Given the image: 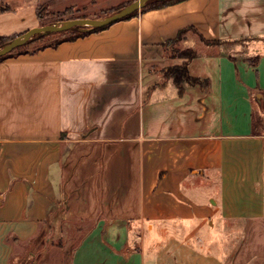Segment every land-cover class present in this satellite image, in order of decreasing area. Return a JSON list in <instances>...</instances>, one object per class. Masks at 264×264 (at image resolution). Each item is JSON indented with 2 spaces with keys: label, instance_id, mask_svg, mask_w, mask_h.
Segmentation results:
<instances>
[{
  "label": "crops",
  "instance_id": "crops-1",
  "mask_svg": "<svg viewBox=\"0 0 264 264\" xmlns=\"http://www.w3.org/2000/svg\"><path fill=\"white\" fill-rule=\"evenodd\" d=\"M131 1L0 0V35L53 22H43L45 13L71 8L64 18L99 17ZM186 28L194 37L183 42L196 52L187 71L207 82L180 92L163 68L183 58L165 42ZM75 158L83 182L76 199L66 197L73 175H65ZM189 174L216 178L217 195L186 201L179 183ZM157 182L172 192L150 193ZM65 199L83 205L79 217L97 219L73 264H146L142 251L116 240L131 218L150 220L152 264H213L202 251L188 252L194 223L264 217V0L139 9L1 60L0 264H10L13 243L33 239Z\"/></svg>",
  "mask_w": 264,
  "mask_h": 264
},
{
  "label": "rangeland",
  "instance_id": "rangeland-1",
  "mask_svg": "<svg viewBox=\"0 0 264 264\" xmlns=\"http://www.w3.org/2000/svg\"><path fill=\"white\" fill-rule=\"evenodd\" d=\"M48 15L45 13L43 20H50L54 16ZM10 16H13V12ZM15 20L16 18L11 17L7 21L14 22ZM63 20H66V18ZM80 29L83 30V28ZM187 35L188 37H194L193 33L185 32L182 37L171 46H168V53L172 54L175 50H190L183 42ZM51 38L47 36L43 40L47 41ZM39 44L41 42H36L31 44L30 47ZM175 60L177 59L175 58ZM72 165L70 170L66 168L65 175L71 172L73 176L69 180L68 193L67 191L65 193H67L66 197L76 199L82 194L83 182L79 174V160L77 161L75 158ZM158 175L162 176L163 171H160ZM187 176L179 183V191L181 193L179 195L189 203L192 202L191 204L194 205L206 204L210 195H217L218 183L216 178H213L210 182L201 175L189 174ZM158 185L159 183L157 182L151 189L148 187L149 192L158 195L172 192L169 188ZM63 193L64 191H62L60 196H63ZM171 196L174 199L179 197ZM74 206L75 204L66 202V199L64 202L59 201L56 203L49 218L41 226L39 235L37 234L27 242L13 243V254L10 264H73L72 256L75 248L86 236L89 228L97 221L94 218L79 217L82 213L79 214L77 208L83 207V205L76 204V208L73 209ZM70 210L72 212L71 215L69 214ZM190 217L188 216L187 218ZM212 219L210 221V218H207L202 224L194 223V226L198 227V229L195 233L186 236V243L191 248L188 251L189 254L191 251H197L198 253L202 251L204 260L211 259L213 264L217 262L219 264H264V217L232 220H219L213 217ZM149 222L150 220L146 218L127 219L126 224H124V234L116 236L117 242L122 239V243H119L118 246L125 245V247L142 251L146 264H152L155 260V253H157V250H155L157 246L152 244L153 241H149L150 237L147 230ZM191 226H193L191 223L187 225L188 231L191 230ZM180 236L174 235L177 239H181ZM181 237L183 238V235ZM111 240L114 241V238L112 237ZM176 259L179 258L176 257ZM176 262L178 264H188L189 260H183L181 263L176 260Z\"/></svg>",
  "mask_w": 264,
  "mask_h": 264
},
{
  "label": "trees",
  "instance_id": "trees-1",
  "mask_svg": "<svg viewBox=\"0 0 264 264\" xmlns=\"http://www.w3.org/2000/svg\"><path fill=\"white\" fill-rule=\"evenodd\" d=\"M181 0H151L150 2H148L145 6H143L140 10H146V9H150V8H159V7H163L175 2H178ZM138 11H134L129 15H126L124 18H128L132 15H135ZM72 13L71 8H66L62 11L56 12V14H54V16L52 18H50V20H54V21H61L64 19V15L66 14H70ZM44 19V18H43ZM49 20V19H47ZM46 19L43 20V22L47 21ZM106 26L103 27H98V28H92L89 31H93V30H98V29H103ZM188 29L193 30V28H186L183 30H180L177 34V36L174 39L168 40L167 42H165L166 46H171L176 40H178L180 37H182V35L185 33V31H187ZM89 31L86 30H82V29H72V30H67L64 32H60V33H48V34H43L41 36H39L38 38L31 40L29 42H27L26 44H24L23 46H20L18 48L13 49L11 52H9L8 54H5L4 56L0 57V61L3 60L6 57L9 56H13L16 54H20V53H31V52H35L39 49H42L44 47H54L56 46L59 42L64 41V40H71L74 38H77L79 36H83L86 33H88ZM15 35H9V36H3L0 35V45L3 43H6L7 41H9L12 37H14ZM52 37L51 39L44 41L43 39L45 37ZM203 39V38H202ZM204 40V39H203ZM205 42H211L208 40H204ZM36 42H41V44L30 47L31 44H34ZM215 42V41H213ZM171 55L173 56H177V57H181L183 58V61L178 64V65H173V66H168L166 68H163L164 71V75L165 77H170L172 78L173 82L175 83V85L177 86L178 90L180 92L183 91V88L186 84H203L206 83L207 81L205 79H200L198 77H194L191 76L188 71H187V64L188 62L196 56V52L192 49L187 50V51H177L175 50ZM257 57L255 58H249L248 61L251 64H254L256 61Z\"/></svg>",
  "mask_w": 264,
  "mask_h": 264
},
{
  "label": "water",
  "instance_id": "water-1",
  "mask_svg": "<svg viewBox=\"0 0 264 264\" xmlns=\"http://www.w3.org/2000/svg\"><path fill=\"white\" fill-rule=\"evenodd\" d=\"M151 0H133L116 11L99 17H76L61 21H53L28 28L0 45V57L27 42L48 33H60L72 29H92L110 25L134 11H138Z\"/></svg>",
  "mask_w": 264,
  "mask_h": 264
}]
</instances>
